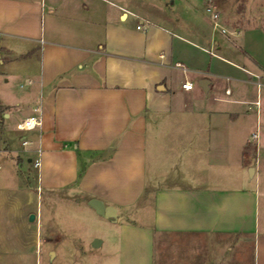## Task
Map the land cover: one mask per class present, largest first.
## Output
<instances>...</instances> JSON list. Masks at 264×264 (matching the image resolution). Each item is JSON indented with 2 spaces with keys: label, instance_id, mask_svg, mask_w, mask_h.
<instances>
[{
  "label": "crops",
  "instance_id": "crops-1",
  "mask_svg": "<svg viewBox=\"0 0 264 264\" xmlns=\"http://www.w3.org/2000/svg\"><path fill=\"white\" fill-rule=\"evenodd\" d=\"M181 4L154 20L115 0H0V75L27 76L0 99L5 124L42 118L16 155L0 146L17 168L0 198L29 232L10 247L0 231V264H39L57 238L38 195L67 189L116 209L90 206L109 228L92 237L102 264H264V26ZM39 150L32 188L20 167Z\"/></svg>",
  "mask_w": 264,
  "mask_h": 264
},
{
  "label": "rangeland",
  "instance_id": "rangeland-1",
  "mask_svg": "<svg viewBox=\"0 0 264 264\" xmlns=\"http://www.w3.org/2000/svg\"><path fill=\"white\" fill-rule=\"evenodd\" d=\"M120 4L128 5L141 15H145L154 20H161L164 14H175L181 3H196L210 20L223 21L229 26H264V0H115ZM181 4V5H180ZM205 4V5H204ZM215 15V16H214ZM43 28H47V19H43ZM45 26V27H44ZM218 32L220 28L216 26ZM26 75H19L11 80V84L6 83L5 75H0V99L4 101H14L26 90ZM23 98V97H21ZM16 102V101H15ZM13 102V103H15ZM21 112V111H19ZM18 121L17 113H12L11 118H5L0 127V146L10 149V153L16 155L11 150L20 147V136L28 135L27 130L18 131L15 128ZM22 149V147L20 148ZM260 153V152H259ZM15 159V157H14ZM17 159V158H16ZM23 160V159H21ZM21 164L24 183L32 185L34 188L38 179V169L29 162L23 160ZM0 185H16L14 175L17 168L10 160H6L4 155H0ZM262 184V204L261 220L264 221V175ZM1 189V188H0ZM35 190V189H34ZM2 191V190H1ZM2 196V195H1ZM2 198V199H1ZM0 198V224L1 232L5 242L10 247H18L20 239L28 235L25 229L21 228L16 215L10 210V204L4 197ZM41 198V200H40ZM37 221L40 218L44 221V232L52 233L57 238L49 243L41 241L39 251L41 257L39 264H102L107 257L106 247H94L92 237L109 236V228L106 219L98 216L91 207L84 202L83 198L67 189L60 192H44L40 197ZM40 214V215H39ZM40 216V218H39ZM49 251L54 252V256L49 257ZM51 262V263H50Z\"/></svg>",
  "mask_w": 264,
  "mask_h": 264
},
{
  "label": "built area",
  "instance_id": "built-area-1",
  "mask_svg": "<svg viewBox=\"0 0 264 264\" xmlns=\"http://www.w3.org/2000/svg\"><path fill=\"white\" fill-rule=\"evenodd\" d=\"M215 16V15H214ZM215 24L218 25V23L215 20ZM139 28L141 26H138ZM223 31H225V29H223ZM183 87L185 89H192L193 88V83L190 81H186L185 83H183ZM36 110H39V108H36ZM42 124V118L40 115H32L29 117H26L24 119H22L17 127L20 130H33L35 128H37L38 126H40ZM257 134H253V138L256 139L257 138ZM24 143H27V141H24ZM2 154V149L0 148V155ZM34 167H36L37 169H40L41 167V150L38 151V156L34 159L33 162ZM0 167H1V163H0Z\"/></svg>",
  "mask_w": 264,
  "mask_h": 264
},
{
  "label": "water",
  "instance_id": "water-1",
  "mask_svg": "<svg viewBox=\"0 0 264 264\" xmlns=\"http://www.w3.org/2000/svg\"><path fill=\"white\" fill-rule=\"evenodd\" d=\"M200 85L205 89L204 84L201 83ZM249 172L253 173L254 168L251 167L249 169ZM89 205L95 209L97 214L103 217H106V218H116L117 217L116 209L114 207L105 205L103 201L97 198L90 199ZM35 218H36V215L34 213H32L29 217L31 221L35 220ZM99 244H100V239L96 238L93 241V246L97 247Z\"/></svg>",
  "mask_w": 264,
  "mask_h": 264
},
{
  "label": "trees",
  "instance_id": "trees-1",
  "mask_svg": "<svg viewBox=\"0 0 264 264\" xmlns=\"http://www.w3.org/2000/svg\"><path fill=\"white\" fill-rule=\"evenodd\" d=\"M6 110L7 107L0 103V127L2 126V121L4 119V113L6 112Z\"/></svg>",
  "mask_w": 264,
  "mask_h": 264
}]
</instances>
